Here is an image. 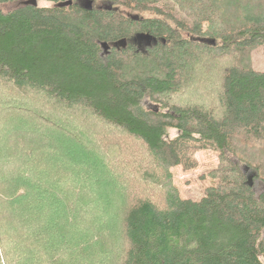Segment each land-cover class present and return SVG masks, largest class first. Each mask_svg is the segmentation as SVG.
Here are the masks:
<instances>
[{
  "label": "trees",
  "instance_id": "16d2710c",
  "mask_svg": "<svg viewBox=\"0 0 264 264\" xmlns=\"http://www.w3.org/2000/svg\"><path fill=\"white\" fill-rule=\"evenodd\" d=\"M29 1L0 0V264H264V0Z\"/></svg>",
  "mask_w": 264,
  "mask_h": 264
},
{
  "label": "rangeland",
  "instance_id": "374dc122",
  "mask_svg": "<svg viewBox=\"0 0 264 264\" xmlns=\"http://www.w3.org/2000/svg\"><path fill=\"white\" fill-rule=\"evenodd\" d=\"M39 5H46L45 2H38ZM6 9L7 6H1ZM252 61L255 69H264V54L261 50L257 49L252 52ZM143 105L147 108L155 107L152 103L144 101ZM176 134L174 129L169 130V135ZM197 164L194 168L183 169L180 165L173 166L169 169L171 173L172 183L176 186L181 198H190L199 200L204 195L206 187L214 184V180L208 173L216 168L218 164L217 152L212 149H200L194 154ZM249 176L250 182L253 184L255 194L258 196L264 193V183L258 179H252V173L248 169H244ZM252 179V180H251Z\"/></svg>",
  "mask_w": 264,
  "mask_h": 264
},
{
  "label": "water",
  "instance_id": "95a60500",
  "mask_svg": "<svg viewBox=\"0 0 264 264\" xmlns=\"http://www.w3.org/2000/svg\"><path fill=\"white\" fill-rule=\"evenodd\" d=\"M29 3L36 4V2L34 0H30ZM88 8H91V2L88 3ZM140 36H143V37H146V38H150L151 37L150 35H147V34H138L133 40H135L136 38H138ZM153 41H154V43H156V38H153ZM117 45L125 46L126 45V40L125 39L120 40L118 43H116V46ZM101 47H102L104 53L108 52L109 45L106 42H102L101 43Z\"/></svg>",
  "mask_w": 264,
  "mask_h": 264
},
{
  "label": "flooded vegetation",
  "instance_id": "af4514ba",
  "mask_svg": "<svg viewBox=\"0 0 264 264\" xmlns=\"http://www.w3.org/2000/svg\"><path fill=\"white\" fill-rule=\"evenodd\" d=\"M133 42L137 45L138 48H142L144 46H149L152 43H154L153 38H146L143 36H140L138 38H136L135 40H133ZM108 52H105L104 54H107Z\"/></svg>",
  "mask_w": 264,
  "mask_h": 264
}]
</instances>
